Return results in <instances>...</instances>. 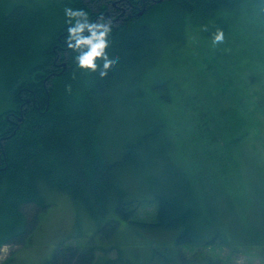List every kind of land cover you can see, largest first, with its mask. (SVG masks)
I'll use <instances>...</instances> for the list:
<instances>
[{
	"label": "trees",
	"instance_id": "trees-1",
	"mask_svg": "<svg viewBox=\"0 0 264 264\" xmlns=\"http://www.w3.org/2000/svg\"><path fill=\"white\" fill-rule=\"evenodd\" d=\"M113 2L119 4L114 7ZM65 7L83 9L94 22L101 17L111 21L107 51L118 62L106 77L76 69L65 41ZM237 8L257 10L258 20H264V0H0V248L25 245L50 206V197L59 192L69 195L97 227L87 244L61 246L43 264H135L115 242L123 222L143 232L172 234L171 239L155 241L166 248L160 253L153 249L143 264H199L200 251L187 257L180 248L226 243L222 236L229 216L209 230L193 231L192 222L211 212L214 195L208 189L215 186L224 200L228 192L214 158H201L207 135L196 102L205 105L206 128L212 121L226 133L236 128L237 135L224 144L242 149L248 132L245 117L252 115H245L249 92L253 90L258 105L264 103L260 66L252 54L246 60L251 66L234 70L237 79L226 83L227 88L233 83L226 97H233L229 112L234 109L230 105L237 104L235 117L225 107L217 108L213 68H205L203 83L177 82L174 92L175 83L164 77L169 67L155 54H174L169 47L181 46L184 22L203 23ZM153 61L161 68L149 84L151 98L161 106L158 116L142 101L147 95L143 67ZM165 63L172 61L166 58ZM178 85L191 99L188 108L197 120L192 115L178 119L176 139L173 119L166 112L179 93ZM119 110L127 115L126 123L118 121ZM155 140L160 144L154 145ZM177 140L191 155H201L192 156L189 165L179 162L174 153ZM161 176L169 179L167 185ZM146 203L153 204L154 211L141 217L138 213ZM102 240L111 241L110 246ZM112 249L115 254L109 256Z\"/></svg>",
	"mask_w": 264,
	"mask_h": 264
},
{
	"label": "rangeland",
	"instance_id": "rangeland-1",
	"mask_svg": "<svg viewBox=\"0 0 264 264\" xmlns=\"http://www.w3.org/2000/svg\"><path fill=\"white\" fill-rule=\"evenodd\" d=\"M118 4V2H113L112 6L115 7ZM256 16L257 10L237 8L228 12H221L213 20L203 23H195L189 20L184 22L182 28L185 32L184 41H181V46L178 45L177 48L169 47L170 51L173 49L174 54L165 51L162 54L159 52L155 54L159 56L160 64L164 62L169 67L166 69L167 73L164 77L170 78V82L175 83L172 88L174 92L177 91V82L185 84L199 82L197 85L203 83V78L200 79V76L205 74V68L211 67L214 70L212 72V88L216 86L214 91H217V108L220 107L222 110L225 107L226 111L229 112L227 105L233 102V97H226V94L233 83L228 88L226 83L237 79L234 76V70L251 66L250 62L247 66L246 60L253 54L254 62L260 66V81H262L261 86L259 82L256 84V89L260 86V92L264 98V39L261 37V35L264 36V20L259 21V17ZM217 29L223 30L225 40L222 44L214 45L212 37ZM178 35L179 31L176 32V37ZM166 58L170 59L172 63H165ZM173 59L175 60L174 63ZM238 59L239 61L243 60L240 63L237 61ZM156 63L158 62H149L143 67L145 76H147L146 84H143L147 95L142 101L150 110L152 109L153 115L158 116L162 111L161 106L157 99L151 98L154 95L149 88L154 73L161 69ZM181 88L183 87L178 85V91ZM212 88L210 87L211 90ZM231 91L233 90L231 89ZM252 91L248 95L251 101L248 106L249 110L245 114L248 117L251 115L250 113L252 115L250 119L245 117L248 132H245L246 136L243 138L242 149H238L239 146L236 147L235 145H232L231 149H227L226 144H224L225 141L237 135L236 131L238 130L236 128L232 127V130L230 129L226 133L222 127L221 129L213 121L209 124L208 129L206 128V117L203 116L204 112H202L205 105L202 102H196L198 105L197 117L200 121L204 120L202 126L207 135L206 148L202 155L200 151L199 153L202 160L214 158V165L219 167L216 172L221 185L228 192L227 195L225 194V200H227L225 203L221 195H216L219 189L215 186L210 190L207 188L209 194L213 193L215 200L212 199L213 205L209 207L211 212H205L206 214L202 219L198 218L196 222L195 220L192 222L193 224L196 223L193 231H206L214 225H220L222 218L229 216L230 219L222 236L226 243L219 241L212 245L192 244L180 248L187 257H191L200 251L202 263L199 264H206L204 255L209 259L210 264H264V103L262 104L260 101L258 105V102L254 101ZM190 100L188 101L187 92L179 91L173 95L170 109L166 112L173 119L170 126L176 139L175 129L179 123L176 122L178 119H186L192 115L194 120H197L188 108L189 102H192ZM160 104L162 105V103ZM185 105H187L186 111L182 110ZM230 106L234 109L229 113L238 117L237 104L233 103ZM120 113L124 114L125 112L119 110L116 113L118 121L126 123L127 115L121 116ZM140 115L143 117L142 114ZM128 129L131 128H125L126 131ZM222 134L225 136L222 137ZM153 144H160V140L153 141ZM174 153L178 161H185L184 164L186 165L191 163L190 158L192 156L197 157L199 155L196 151H192L191 155L186 146L180 144L179 141L178 151ZM230 153L234 159L228 155ZM174 167L177 170L179 163H175ZM223 167H225V172ZM177 171L181 173L179 170ZM175 176L180 178L176 172ZM168 180L167 177L161 176L163 185H167ZM216 196L219 197L220 201L218 198L216 199ZM50 198V206L40 214L39 225L26 244L21 246L3 245L0 248V264H43L61 246L70 244L84 246L88 243L95 227H97L93 218L85 210L75 207L69 195L65 193L59 192ZM151 211H154L153 204L146 203L142 205V210L138 214L145 217ZM159 238L168 240L172 238V234L166 231L143 232L140 227L127 226L123 222L119 227L115 242L118 243L117 247L126 256L130 255L131 258L128 256L130 261L135 262V264H143L149 262L153 249L160 253L162 249L166 248L162 242L155 243V241H160ZM102 243L109 247L111 241L102 240ZM108 254L114 256L115 250H110ZM161 262L162 260L159 261V263Z\"/></svg>",
	"mask_w": 264,
	"mask_h": 264
},
{
	"label": "clouds",
	"instance_id": "clouds-1",
	"mask_svg": "<svg viewBox=\"0 0 264 264\" xmlns=\"http://www.w3.org/2000/svg\"><path fill=\"white\" fill-rule=\"evenodd\" d=\"M64 15L68 24L65 41L73 53L76 69L84 74H98L101 79L106 77L118 62V58L110 57L107 51L111 44V21L101 17L94 22L83 9L70 7L64 8ZM224 40L223 30L217 29L212 37L213 44H222Z\"/></svg>",
	"mask_w": 264,
	"mask_h": 264
}]
</instances>
